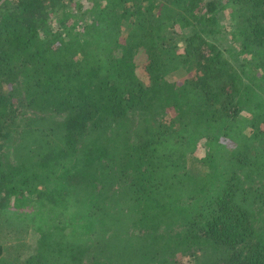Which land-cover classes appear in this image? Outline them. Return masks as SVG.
<instances>
[{"label":"trees","instance_id":"obj_1","mask_svg":"<svg viewBox=\"0 0 264 264\" xmlns=\"http://www.w3.org/2000/svg\"><path fill=\"white\" fill-rule=\"evenodd\" d=\"M222 7L0 0V264H264V0Z\"/></svg>","mask_w":264,"mask_h":264},{"label":"rangeland","instance_id":"obj_2","mask_svg":"<svg viewBox=\"0 0 264 264\" xmlns=\"http://www.w3.org/2000/svg\"><path fill=\"white\" fill-rule=\"evenodd\" d=\"M83 6L88 5L86 2L82 1ZM223 3L224 0H218V11H219V18L224 23V26L226 29H229V21L227 19V13L226 9H223ZM74 4V3H73ZM226 41H229L227 38ZM225 40L220 39L219 41L221 43H224ZM233 47L238 48V44L233 43ZM176 49L178 52H181L184 46V43L181 41H178L176 44ZM116 54L120 55L119 51H116ZM145 54L142 50H138L136 54L134 55V64L136 67H140L143 65L145 61ZM185 75V71L180 68L171 73L167 79L171 82H179L181 77ZM178 80V81H177ZM6 147L9 146V142L5 143ZM203 155V152L196 151V154H190L187 158V170L190 173L196 174V173H203L206 171V168L201 165V162L198 160L199 157ZM20 210H23L25 212H28L29 210H32V207L30 206H24ZM12 214H5V216H2L0 219V239L3 243L8 244L9 242L16 241L19 242L21 247H24L22 250V255L26 256L30 253H33L35 248V242L37 239V234L35 232H30L29 230V218L27 219L26 216H24V213L22 211H12ZM18 234H20L19 238H24L23 241H20L17 239ZM25 236V237H24ZM1 242V243H2ZM8 247L5 246V250ZM184 259L188 260V256L185 255Z\"/></svg>","mask_w":264,"mask_h":264}]
</instances>
